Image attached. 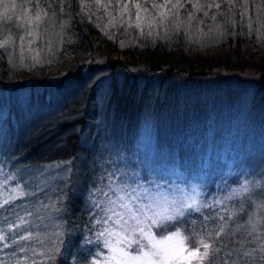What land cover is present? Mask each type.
Wrapping results in <instances>:
<instances>
[{
  "label": "trees",
  "instance_id": "16d2710c",
  "mask_svg": "<svg viewBox=\"0 0 264 264\" xmlns=\"http://www.w3.org/2000/svg\"><path fill=\"white\" fill-rule=\"evenodd\" d=\"M40 2L41 7L62 30L57 36L62 39L61 45L51 53L52 61L43 68L34 70L30 76L23 75L9 64V55L0 47V94L8 91L13 95L20 86L24 89L26 82H33L34 85L48 82L52 85L51 78L55 75L61 76L58 82L60 85L53 93H48L45 88L35 87L37 89H32L33 97L29 102L16 101L10 105H0V116L7 112L11 121L16 119L17 127L9 124L5 140L12 142L17 155L20 154L25 159V164L67 161L85 151L82 134L87 124L92 122L88 108L97 91L96 85L91 87L88 83L89 77L84 72L95 71L98 68L95 66L99 63L112 68L123 64V61L115 59L114 56L117 55L129 60L131 64L129 66L141 68L142 71L147 69L144 74L150 79L158 74L161 84H165L173 76L182 82L179 87L175 85L176 91L172 89V92L177 94L180 91L179 95L184 96L183 112L178 115L175 113L172 126L174 131L169 132L170 134L160 132L158 139V148L165 149L168 159H174L176 163L180 175L175 179L181 183V189L192 191L188 185L192 181L197 188L203 189L205 194L213 192L215 195L223 194L217 186L222 185L218 184L219 182L227 181L229 186L236 188L237 194L248 184L252 185L251 189L257 187V191H261V188L264 190V178L260 184L255 179L257 172L264 171L260 159L261 154H264V134L256 127V124H259L258 113L254 116L251 114L261 109L260 104L264 103V89L258 84L245 85L243 79L235 78L233 74L219 76L218 73H212L220 69L242 72L249 68L264 76V32H259L260 22L264 23V0H251V3L258 2V5H251L250 11L247 5H242L238 0H40ZM136 4L140 5L139 9L135 7ZM177 16L205 29L219 28L223 32L221 40L217 44L200 45L190 42L182 33L171 32L169 20ZM2 39L0 32V43ZM47 67L50 69H46ZM87 68L91 70L88 71ZM59 69L62 75L59 74ZM213 76H216L215 80H211ZM136 80L133 76L127 75L121 88L116 82L111 85L112 94L108 108L115 117V126L121 131L123 130L121 126L131 129L133 126L130 122L133 121L134 125L135 120L141 117L146 108L145 102L148 99L144 97L139 100L138 95L141 91L145 95L148 87L141 90ZM251 86L254 87L252 93L255 96L251 103L253 109L251 107L250 112L244 110L250 113L249 120L256 133L242 132L240 137H235L234 132L239 126L236 116H223L222 112L243 109L240 105L235 107L238 103L235 99H241L244 91L250 90ZM52 94L56 95L51 97ZM220 96H223L224 102L220 100ZM222 103L224 104L221 105ZM174 108H178L177 105H174ZM216 112L218 115L211 119L209 116ZM175 119L180 121L178 126ZM51 127L60 129V133L52 134ZM227 131L232 134L230 142L226 137ZM50 132L51 135L46 139ZM210 132L213 134H209ZM131 137L130 135L131 140L128 138L129 142L128 139L124 142L126 151L129 152H133ZM160 139L165 147L159 145ZM207 146L213 147V154H210L209 161L204 163L197 152L200 154ZM5 153L8 154L6 151L0 152V166L4 169L0 171V175L5 170L14 169L4 161L2 154ZM234 153L242 155V159L237 161L236 158H232L231 154ZM250 153L256 154L258 158L251 159ZM255 160L261 169H255ZM240 167L251 168L248 179L244 170L236 174ZM258 176L261 177L260 174ZM15 179L20 180L18 177ZM23 181L21 178V183ZM174 183V180L169 183L164 181V186L173 189L169 185ZM82 184L77 190L69 187L65 197V205H69L70 213L80 221L84 219V210L81 207L85 201L86 187L84 181ZM213 201L215 203L209 204L210 209L206 211L211 215L208 226L221 232V235L217 237L212 250H207L209 252L207 259L208 264H219L221 260L226 262L227 250L231 248L234 240L231 237L228 239L227 233L239 223V213L234 209L247 213L251 208L247 210L245 203L237 199L231 202L233 205L225 202L215 206L217 199ZM15 206L18 205H10L11 208ZM3 215L5 218L8 214L3 212ZM240 215L241 218L246 217V214L242 215L241 212ZM186 225V222L178 223L179 227H185V232L193 233ZM173 230L176 229L169 227V231ZM195 233L197 234L196 231ZM75 235L72 237L73 244L59 250L46 246L43 249L29 243L20 246L18 243H24L20 236L15 240L14 233H6L0 240V264H8L11 260L9 257L15 253L24 257L18 264H81L85 259L83 252V256H77L76 262L70 261L71 257L79 253L81 237ZM211 237L208 242L213 244L214 238ZM11 238L14 242L12 246ZM31 242L33 243V240ZM71 250L72 253H69ZM30 251L35 254H30ZM222 254L225 259L221 258ZM33 257L36 261L31 260Z\"/></svg>",
  "mask_w": 264,
  "mask_h": 264
},
{
  "label": "rangeland",
  "instance_id": "374dc122",
  "mask_svg": "<svg viewBox=\"0 0 264 264\" xmlns=\"http://www.w3.org/2000/svg\"><path fill=\"white\" fill-rule=\"evenodd\" d=\"M238 1H241L242 5H247L249 11L251 5H258V2L251 3V0ZM38 13L39 19H37ZM169 21L171 32L184 34L192 43L217 44L222 38L223 32L216 27L205 29L190 20H182L179 16L172 17ZM61 31L60 25L53 21L48 12L41 7L40 0H0V32L3 38L1 43L9 40V43L1 48L9 55V64L23 75L30 76L34 70L39 67L43 68L45 64L52 61L50 60L51 53L61 45L62 39L57 37L62 33ZM259 32H264V23L262 22L259 24ZM114 57L123 61V64L112 68L107 64L99 63L98 66H95L98 67L95 71L91 72L89 71L91 68H87L89 72H84L89 77L88 83L91 87L96 85L97 94L95 99L90 101L91 106L88 111L91 113L92 122L87 124L82 134L85 151L81 152L79 156L67 161L25 164V159L20 154L17 155V150L13 148L12 142L5 140L10 128L9 124L17 127L16 119L11 121L7 112L0 116V152L8 153L2 154L3 159L8 165L14 167L13 171L5 170L10 174L3 171L0 175V235L5 236L6 233L12 232L16 235L14 239L17 240L18 236L21 239L22 235L31 234L30 241L23 240L24 243L18 244L25 246L26 243H29L31 246L37 245L43 249L46 246L60 250L66 245L73 244L72 237L78 234L81 237L79 253L78 255L76 253L73 258L71 257L70 261L76 262L77 256H83V252L85 259L81 264H208L207 257L204 259L191 258L188 257L187 252L184 253V257L188 258L174 257L175 251L181 247L177 240H173L168 245L171 251L167 257L155 260L151 255L152 242L141 235L139 229L143 228L144 232L150 234L153 240H164L175 232L196 237L207 233L214 238L213 246L221 232L208 226L211 215H208L206 211L210 209L209 204L215 203L213 200L217 199L215 206L225 202L230 205L237 199L239 202H244L246 208L248 207L247 210L251 208V211L245 213L239 209L242 215L246 214V217L241 218L239 210L234 209L239 213V223L227 233L226 237L228 239L231 237L234 240L230 245L231 248L227 250L226 262L221 260L219 264H244L245 258L241 256L243 251L250 253L247 258L249 264L264 263V251H261L264 248V190L261 188V191H257V187L251 189L252 185L248 184L244 190L237 194L236 188L232 185L229 186L227 181L219 182L218 184L222 185L217 186V189L222 190L223 194L215 195L214 192L205 194V191L197 188L192 181L188 184L192 191L187 192L181 189V183L177 178L175 179L180 175L176 163L173 161L174 159H168L165 149L158 148V139L160 132L174 131L172 126L175 113L177 112L178 115L183 112L184 96L179 95L180 91L177 94L172 92V89L176 91L175 88L182 85V82L173 76L165 84H161L158 74L150 79L146 76L147 74H144L147 69L142 71L141 68L129 66L131 65L129 60H125L123 56L115 55ZM46 69H50V67ZM247 69L242 72H229L226 69H220L212 73H218L219 76L233 74V77L243 79L245 85L258 84L264 89V76ZM60 71L61 69H59V74L62 75L63 73ZM127 75L137 79L141 90L148 87L145 95H143V91L138 95L139 100L144 97L148 100L145 102L146 108L141 113V117L137 121L135 120L134 125L133 121L130 122V125L133 126L131 129L121 126L123 133L119 127L115 126V117L110 113L108 106L112 94L111 85L116 82L121 88ZM60 77L53 76L51 78L52 85H49L48 82L40 83L41 85L26 82L25 88L20 86L13 95L4 91L0 94V105H10L16 101L29 102L33 97L32 89L45 88L48 93H53V90L60 85L58 83ZM179 77L184 76L179 75ZM214 77L216 76L211 77V80H215ZM175 85L177 87H174ZM252 90H254L253 86L250 90L244 91L241 99H235L238 102L235 107L240 105L243 109L222 112L223 116H236L239 126L234 132L235 137H240L242 132L256 133L249 120L250 113L244 110L247 109L249 112L251 110V103L255 98ZM53 95L56 94H52L51 97ZM220 100L224 102L223 96H220ZM177 102L178 104H175ZM174 105H177L178 108H174ZM260 108L251 114L254 116L258 113L259 124H256V127L259 132L264 134V103L260 104ZM217 112L209 117L214 118L215 115H218ZM175 124L178 126L180 121L176 120ZM134 127H136V132L133 131ZM230 130L233 133V129ZM51 131L55 135L60 133V129H54V127ZM231 132L227 131L228 142L231 141ZM50 135L51 132L47 134L46 139ZM122 135L125 137L123 138ZM130 135L132 136L133 152L126 151L124 143L125 140L130 139ZM159 145L165 147L161 139ZM210 154H213L212 146L203 148L200 154L197 152V155H201L200 158L204 163L209 161ZM231 156L237 161L242 159V155L239 156L236 153ZM249 156L251 159L258 158L254 153H250ZM260 159L264 167V154H261ZM245 160L247 161V159ZM254 162L255 169H261L257 160ZM246 168L248 169V167ZM2 169L0 166V171ZM247 169L240 167L236 174L244 170L248 179L251 168L248 171ZM16 177L20 180H16ZM21 178L24 179L22 183ZM185 178L187 177L185 176ZM263 178L264 171L257 172L255 179L258 184ZM171 180H174L176 186L174 183L169 185L173 189L165 188L164 181L169 183ZM83 181L86 184L85 201L81 207L84 210V219L80 221L70 213L69 205H65V197L69 187L74 190L80 189ZM128 193H132L134 197L129 206L137 205L141 209V212L136 213L137 220L135 221L131 220L127 213L122 221L112 211V209L120 211L118 196L124 197V203H129ZM8 205L9 207H7ZM10 205L18 206L11 208ZM188 205H192V207L189 208ZM3 212L8 214L7 217L4 218ZM169 216L173 217L170 221L166 219ZM21 218H24L23 223ZM152 219H161L165 226L159 227L152 224ZM180 221L186 222V226L190 227L193 233L185 232L184 226L179 227ZM169 227H174L176 230L169 231ZM132 228L137 230L135 238L140 240L138 246L129 244L125 240L126 236L131 238ZM12 241L11 238V246L14 245ZM72 250L69 253H72ZM41 252L43 253V250ZM31 253L35 254L33 251H30ZM132 257L140 258L133 259ZM9 258L11 260L8 264H18L24 257L15 253ZM221 258L225 259L224 254L221 255ZM31 260L36 261L34 257Z\"/></svg>",
  "mask_w": 264,
  "mask_h": 264
},
{
  "label": "snow or ice",
  "instance_id": "6c2138e0",
  "mask_svg": "<svg viewBox=\"0 0 264 264\" xmlns=\"http://www.w3.org/2000/svg\"><path fill=\"white\" fill-rule=\"evenodd\" d=\"M105 7H107V6H105ZM126 7H127V5H125V8ZM135 7L137 9H139L140 5L136 4ZM153 7H156V5H153ZM217 7H219V5H217ZM37 19H39V13L37 14ZM137 19H139V14H137ZM8 43H9V40H5L3 43H0V47H4ZM128 196H129V203H124L123 202L124 197L118 196L117 199L120 201V203H119L120 211H115V209H112V211L122 221H124L125 213H127V215L130 217L131 220L135 221V220H137L136 213L141 212V209H139V207L137 205H132L130 207L129 204L131 203V200L134 197L132 196V193H128ZM187 207L191 208L192 205H188ZM166 219L170 221L173 219V217L169 216V217H166ZM23 221H24V218H21L22 223H23ZM151 222H152V224L157 225L159 227L165 226L161 219H152ZM125 223H126V221H125ZM136 231L137 230L135 228H132L131 238H129V236H126L125 240H127V242L129 244H134V245L138 246L140 244V240L135 238ZM139 233L141 235L145 236L147 239H149L152 242L153 251H152L151 255L153 256V258H155V260H158L161 257H167L170 254L171 250L169 249L168 245L173 240L179 241V243L181 245V247L178 250H176L175 253L173 254L174 257H183V258L191 257V258L204 259V258L209 256V252L207 250L212 249V247H213L212 244L208 242L210 239H212V237L209 236L207 233H205L201 237H196V236H187V235L182 234L180 232H175L172 235L167 236L166 239H164V240H153L150 234H146L144 232L143 228L139 229ZM2 239H3V237L0 236V240H2ZM21 239L30 241L32 239V236H31V234L22 235ZM190 248L192 250H189ZM201 249H204L206 251L201 252ZM261 251H264V248H262ZM185 252L188 253V257H184ZM125 255H128V254L125 253ZM241 256L245 258L244 264H249V261L247 258L250 256V253L243 251V252H241ZM132 258L133 259H139L140 257H132Z\"/></svg>",
  "mask_w": 264,
  "mask_h": 264
}]
</instances>
